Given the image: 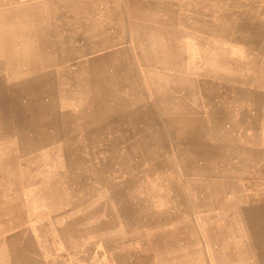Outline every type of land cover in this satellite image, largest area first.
Returning <instances> with one entry per match:
<instances>
[{"label":"rangeland","instance_id":"374dc122","mask_svg":"<svg viewBox=\"0 0 264 264\" xmlns=\"http://www.w3.org/2000/svg\"><path fill=\"white\" fill-rule=\"evenodd\" d=\"M251 109L264 0H0V264H264L213 157Z\"/></svg>","mask_w":264,"mask_h":264},{"label":"crops","instance_id":"0c3cea01","mask_svg":"<svg viewBox=\"0 0 264 264\" xmlns=\"http://www.w3.org/2000/svg\"><path fill=\"white\" fill-rule=\"evenodd\" d=\"M236 117V123H235V134L237 135V138H235L232 142L233 146L230 149V146L226 140L220 141L219 140V153H216L213 157H219V190H222L223 193H221V198L219 196V203L222 202L223 204H232L234 206H239L241 203V200L247 201L249 203H253L254 205H258L259 203L264 202V197L259 194H245L244 192L239 194V190H245L246 188L250 187V183L244 180H241L239 174H240V167L244 166L245 161H248V164L250 163V160L254 159H264V127L261 130L255 129L253 126V121L256 118L255 112L251 109L248 111L247 114L245 113H235L233 115ZM215 145L211 146V148L215 149ZM210 148V149H211ZM223 150L225 152H222L220 150ZM230 150H235V153H229ZM193 156V155H192ZM200 156V155H199ZM208 157V155H205ZM201 157V156H200ZM228 158H234L236 159V167L233 169H224L220 168L222 160L228 159ZM242 159V160H241ZM246 159V160H244ZM264 164V161H263ZM243 172V171H242ZM248 173H251L248 171ZM264 183V181H263ZM228 191H231L230 193ZM228 217L226 215L223 217V220ZM233 219L238 220V218ZM236 220H231V222H234ZM228 221V220H226ZM252 222H257L253 226L255 227V232L258 231V233L251 230V233H249L250 236H253L255 239L263 238L264 239V217H257ZM252 226V225H251ZM233 230V226H232ZM250 231V230H249ZM252 232L254 234H252ZM252 234V235H251ZM230 236H237L235 234H229ZM255 241V245L258 244ZM255 249L257 250V253H264V246L261 247L259 245L255 246Z\"/></svg>","mask_w":264,"mask_h":264},{"label":"bare ground","instance_id":"6f19581e","mask_svg":"<svg viewBox=\"0 0 264 264\" xmlns=\"http://www.w3.org/2000/svg\"><path fill=\"white\" fill-rule=\"evenodd\" d=\"M122 10V9H121ZM122 13V12H121ZM124 13V12H123ZM123 19V18H122ZM29 51H32V49H28ZM39 53H40V55H38L39 56V58H36V57H30V62L31 61H33L34 59L36 60H40V59H47L46 58V56L43 54V51H42V46H41V50H40V48H39ZM47 55V54H46ZM25 56H26V58L29 56V53L26 51V54H25ZM64 59V56L62 55L61 56V59ZM40 62V61H39ZM54 76H47V75H42V76H39V79H38V84H39V82L41 81V80H44V79H46V80H48L49 82H50V84L51 83H53L54 81H53V78ZM36 77H34L33 78V80L35 79ZM30 79H32V78H30ZM32 80V81H33ZM38 84H36V86L38 85ZM32 86H34V85H32ZM24 87V86H23ZM37 87H39V86H37ZM36 88V87H35ZM26 88L24 87V90H25ZM38 89V88H37ZM44 103V102H43ZM139 110H142L143 111V109H139ZM138 111V110H137ZM140 115H142V114H140ZM139 115V116H140ZM142 117V116H141ZM139 120V119H138ZM57 248V247H56ZM116 261V260H115Z\"/></svg>","mask_w":264,"mask_h":264}]
</instances>
